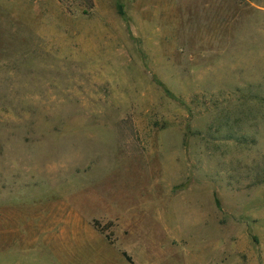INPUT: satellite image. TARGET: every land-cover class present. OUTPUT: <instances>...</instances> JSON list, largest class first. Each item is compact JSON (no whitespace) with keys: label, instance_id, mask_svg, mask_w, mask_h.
<instances>
[{"label":"rangeland","instance_id":"rangeland-1","mask_svg":"<svg viewBox=\"0 0 264 264\" xmlns=\"http://www.w3.org/2000/svg\"><path fill=\"white\" fill-rule=\"evenodd\" d=\"M0 264H264V0H0Z\"/></svg>","mask_w":264,"mask_h":264},{"label":"crops","instance_id":"crops-1","mask_svg":"<svg viewBox=\"0 0 264 264\" xmlns=\"http://www.w3.org/2000/svg\"><path fill=\"white\" fill-rule=\"evenodd\" d=\"M7 262H8V263H9V262H10V263H13L12 260H10V259H9Z\"/></svg>","mask_w":264,"mask_h":264}]
</instances>
